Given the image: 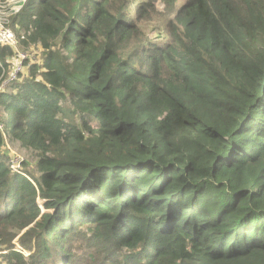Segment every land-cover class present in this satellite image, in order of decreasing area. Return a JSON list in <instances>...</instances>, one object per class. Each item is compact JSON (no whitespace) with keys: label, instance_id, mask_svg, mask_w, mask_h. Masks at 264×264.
Returning <instances> with one entry per match:
<instances>
[{"label":"trees","instance_id":"trees-1","mask_svg":"<svg viewBox=\"0 0 264 264\" xmlns=\"http://www.w3.org/2000/svg\"><path fill=\"white\" fill-rule=\"evenodd\" d=\"M18 4L0 264H264V0Z\"/></svg>","mask_w":264,"mask_h":264},{"label":"rangeland","instance_id":"rangeland-1","mask_svg":"<svg viewBox=\"0 0 264 264\" xmlns=\"http://www.w3.org/2000/svg\"><path fill=\"white\" fill-rule=\"evenodd\" d=\"M18 3H19V1H15V0H0V8L1 7L4 8V7H8V6H10V7H19L20 6L21 7V5H19ZM158 9H161V6H158ZM157 26H160L161 30L163 29L159 20H153V21L150 20L149 24L147 26V29L150 32H153V31H155L157 29ZM1 30H2V23H1V20H0V33H1ZM0 37H1V34H0ZM18 53L21 56L23 55V53H21V52H18ZM18 53H17V56L19 58H17L18 62L14 66L15 70L17 69V66H18V64L20 62V58H21ZM5 147H6V151L8 152V154H9V156L11 158L10 161H9V166L12 169H14V171H20L21 173H23L22 169H21V163H20L19 160L23 161L25 155L21 151L19 152V150L16 148L17 147L16 144L14 146H12V145H9L8 143H6ZM38 203H39L40 208L43 210V207L41 205L42 201L39 200ZM15 244L19 248L18 241L15 242Z\"/></svg>","mask_w":264,"mask_h":264},{"label":"built area","instance_id":"built-area-1","mask_svg":"<svg viewBox=\"0 0 264 264\" xmlns=\"http://www.w3.org/2000/svg\"><path fill=\"white\" fill-rule=\"evenodd\" d=\"M15 1H20V0H15ZM0 34H1L0 43H6V44L15 48V36L8 28H5V26L3 24H2V30H1ZM20 57L21 58L24 57V54L22 56L20 55ZM19 64H20V62H19ZM17 69H18V66H17ZM19 161H21V160H19Z\"/></svg>","mask_w":264,"mask_h":264},{"label":"bare ground","instance_id":"bare-ground-1","mask_svg":"<svg viewBox=\"0 0 264 264\" xmlns=\"http://www.w3.org/2000/svg\"><path fill=\"white\" fill-rule=\"evenodd\" d=\"M19 7H1L0 8V20L1 23L5 26V28H8L13 34L14 32L11 30L10 26H9V21H10V15L15 12L16 10H19ZM15 36V34H14Z\"/></svg>","mask_w":264,"mask_h":264}]
</instances>
